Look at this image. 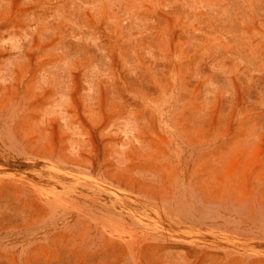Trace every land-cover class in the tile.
I'll list each match as a JSON object with an SVG mask.
<instances>
[{
  "label": "rangeland",
  "instance_id": "374dc122",
  "mask_svg": "<svg viewBox=\"0 0 264 264\" xmlns=\"http://www.w3.org/2000/svg\"><path fill=\"white\" fill-rule=\"evenodd\" d=\"M0 264H264V0H0Z\"/></svg>",
  "mask_w": 264,
  "mask_h": 264
}]
</instances>
